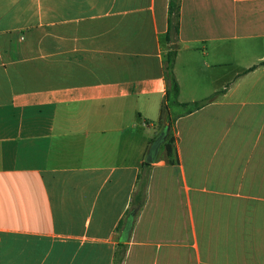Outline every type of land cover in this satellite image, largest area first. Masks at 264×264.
Wrapping results in <instances>:
<instances>
[{
  "label": "crops",
  "instance_id": "1",
  "mask_svg": "<svg viewBox=\"0 0 264 264\" xmlns=\"http://www.w3.org/2000/svg\"><path fill=\"white\" fill-rule=\"evenodd\" d=\"M167 10L0 0V264H112L118 243L122 264H264V0H180L169 38ZM168 51L200 105L173 108L176 162L160 145L134 219Z\"/></svg>",
  "mask_w": 264,
  "mask_h": 264
},
{
  "label": "trees",
  "instance_id": "2",
  "mask_svg": "<svg viewBox=\"0 0 264 264\" xmlns=\"http://www.w3.org/2000/svg\"><path fill=\"white\" fill-rule=\"evenodd\" d=\"M179 8H180V0H168V10H167V31L166 36L169 38L170 35L178 32L179 26ZM175 51H168L166 57L164 59V80L166 83L165 94L161 100L159 116L157 119V124L159 126V131L164 129L166 124L169 123V130L165 136L161 144V149L164 152L165 158L168 163L176 162V153L174 147V134L172 131V125L174 120L178 115L173 113V108L179 107H187V111H191L192 109L198 107L200 103H192L191 105H187L186 103H181L177 100L178 96V83L173 74V60H174ZM154 139V138H153ZM151 164L142 162V173L138 177V181L136 182L135 189L133 191L131 197L130 208L135 209L136 218L140 208L142 207L145 196H146V187L148 176L145 175L143 171L149 168ZM126 251V243H118L116 250L114 252V258L112 264H122L124 254Z\"/></svg>",
  "mask_w": 264,
  "mask_h": 264
},
{
  "label": "water",
  "instance_id": "3",
  "mask_svg": "<svg viewBox=\"0 0 264 264\" xmlns=\"http://www.w3.org/2000/svg\"><path fill=\"white\" fill-rule=\"evenodd\" d=\"M168 130H169V123H167L165 128L162 129L158 133V135L155 137L152 144L150 145V147H149V149L145 155V159H144L146 162L151 163L154 161L156 154L158 152V149H159L161 143L163 142V140L165 139V136H166ZM133 214H134L133 212H130L127 219H126L124 229H123V236L124 237L128 234V232L130 230Z\"/></svg>",
  "mask_w": 264,
  "mask_h": 264
},
{
  "label": "rangeland",
  "instance_id": "4",
  "mask_svg": "<svg viewBox=\"0 0 264 264\" xmlns=\"http://www.w3.org/2000/svg\"><path fill=\"white\" fill-rule=\"evenodd\" d=\"M247 59V57L246 58H243V60L242 61H244V60H246Z\"/></svg>",
  "mask_w": 264,
  "mask_h": 264
}]
</instances>
